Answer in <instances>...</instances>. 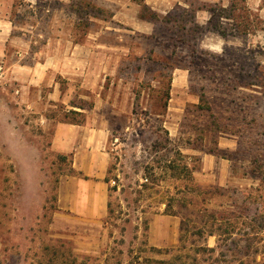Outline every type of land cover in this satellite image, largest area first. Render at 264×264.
Instances as JSON below:
<instances>
[{
    "label": "rangeland",
    "instance_id": "1",
    "mask_svg": "<svg viewBox=\"0 0 264 264\" xmlns=\"http://www.w3.org/2000/svg\"><path fill=\"white\" fill-rule=\"evenodd\" d=\"M11 20L14 50L24 33L100 32L142 49L117 76L133 82V109L110 136L99 224L56 215L68 158L0 83V264H71L45 249L60 243L78 264H264V0H13ZM50 115L82 119L62 103ZM160 228L172 245L153 244Z\"/></svg>",
    "mask_w": 264,
    "mask_h": 264
},
{
    "label": "crops",
    "instance_id": "2",
    "mask_svg": "<svg viewBox=\"0 0 264 264\" xmlns=\"http://www.w3.org/2000/svg\"><path fill=\"white\" fill-rule=\"evenodd\" d=\"M12 9L13 0H0V83L4 88L15 83L13 99L35 108L40 125L50 135L52 151L68 158L67 169L58 178L56 215L83 223H102L108 216L111 198L110 136L133 109V82L117 76L122 64L131 65L142 48L131 45L132 39L127 43L105 40L103 32L98 34L100 38L87 35L83 43L63 38H50L45 43L38 40L42 34H37L34 41L33 36L24 33V39L19 40L21 48L14 50ZM120 35L117 33L116 39ZM143 50L149 52L145 47ZM59 103L82 119L64 121L50 115ZM5 135L6 146H14L9 134ZM217 165L222 166L223 176L230 178L228 161L221 158ZM2 185L0 159V188ZM167 217L160 215L156 221H166ZM174 229L178 231L177 226ZM159 232L165 237L156 238L153 244L174 243L173 238L166 237L167 228Z\"/></svg>",
    "mask_w": 264,
    "mask_h": 264
},
{
    "label": "trees",
    "instance_id": "3",
    "mask_svg": "<svg viewBox=\"0 0 264 264\" xmlns=\"http://www.w3.org/2000/svg\"><path fill=\"white\" fill-rule=\"evenodd\" d=\"M61 157L66 159V156L61 155ZM45 249L46 250H53L52 255H54L55 258L56 257H60L61 258V257L69 256L70 257L69 260L67 259L66 261H68V262L70 261L71 264H78L76 256H74L73 253H70V251L68 253L67 252L68 250L65 251V244H63V243H60V245L57 246V247L55 245L54 246L50 245V246H47ZM62 263H63V261H62Z\"/></svg>",
    "mask_w": 264,
    "mask_h": 264
},
{
    "label": "built area",
    "instance_id": "4",
    "mask_svg": "<svg viewBox=\"0 0 264 264\" xmlns=\"http://www.w3.org/2000/svg\"><path fill=\"white\" fill-rule=\"evenodd\" d=\"M146 181H147V178H146ZM111 183H112V185H114V184H115V181H114V180H112V181H111Z\"/></svg>",
    "mask_w": 264,
    "mask_h": 264
}]
</instances>
